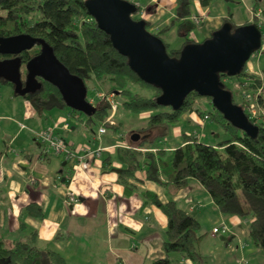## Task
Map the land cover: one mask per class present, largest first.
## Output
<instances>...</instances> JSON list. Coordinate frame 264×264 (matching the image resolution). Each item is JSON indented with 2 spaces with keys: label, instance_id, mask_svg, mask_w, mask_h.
I'll use <instances>...</instances> for the list:
<instances>
[{
  "label": "trees",
  "instance_id": "obj_1",
  "mask_svg": "<svg viewBox=\"0 0 264 264\" xmlns=\"http://www.w3.org/2000/svg\"><path fill=\"white\" fill-rule=\"evenodd\" d=\"M178 2L185 6V10L181 15L182 19L177 17L172 22L175 20L179 22L177 28L184 39L182 45L172 48L164 40L163 34L173 24L152 32L163 40L170 57H179L182 47L194 42L188 34L196 24L185 17L189 12L190 0H178ZM210 2L211 0H200L203 6H207ZM257 5L258 2L253 8ZM132 17L140 19L135 18L133 14ZM249 22L245 21L243 24ZM224 23H230L231 30L239 26L230 16L223 18L222 24ZM148 27L150 28V23L146 21V28ZM18 33H28L33 37L44 39L68 70L84 81L87 90L88 83L93 80L99 91L113 92L116 94V99L117 95L122 96L121 106L125 110L135 114L148 112L145 125L136 128L137 133L140 134L139 138L132 141L131 134L129 147H116V156L122 166L118 181L123 184L127 192L136 187L130 180H136L135 173L140 170L143 171V179L158 185L172 184L182 187L187 185L189 178H194L208 192L222 214L234 215L244 220V225H248L247 240L257 249L264 250L263 112L258 115L259 120L254 116L250 117L245 108L248 100H235L233 96V102L242 106L249 120L257 125L256 136L250 137L234 127L216 109L214 118L230 133L227 139L213 145L201 142L194 133H182L184 143L168 150L160 146V142L170 135L181 116L193 111L199 112L195 99L206 97L210 102V97L200 96L192 91L186 95L182 105L176 110L158 104L157 97L161 90L142 81L130 69L127 58L116 51L109 36L88 14L85 0H0V35L9 36ZM39 48L40 46L36 45L33 50L19 54L22 65L38 53ZM260 50L261 48L257 52ZM2 56L9 55L0 54V57ZM246 68L247 63L240 75L247 78H241L237 83L242 89L240 94L243 97L248 93L255 101V105L263 108L264 74L259 75ZM25 72L26 69L24 72L21 71L22 79L25 77ZM38 79L41 81L40 88L23 95L34 108L44 110L69 108L53 84ZM0 82L7 83L13 88V84L7 80L0 79ZM224 87L227 88L226 85ZM93 105L95 111L92 115L85 116L84 125L97 122L105 130L107 127L117 130L120 123L106 121L110 110L107 101L96 98ZM139 147L146 149L139 150L137 149ZM142 192L146 202L158 207L167 219L165 239L162 242L164 255L153 260L152 264H180L177 259L170 256L172 253L193 264L197 263L200 260L198 243L204 233H200L201 226L195 216L173 199L163 201L155 192L147 190ZM29 207L33 208L32 214L35 217H41V207L33 203ZM35 237V231H31L23 238L10 240L0 233V264H67L65 257L58 251L37 246ZM232 237L231 235L225 239Z\"/></svg>",
  "mask_w": 264,
  "mask_h": 264
},
{
  "label": "crops",
  "instance_id": "obj_2",
  "mask_svg": "<svg viewBox=\"0 0 264 264\" xmlns=\"http://www.w3.org/2000/svg\"><path fill=\"white\" fill-rule=\"evenodd\" d=\"M131 1L138 4L140 17L150 23L153 31L173 24L163 34L164 40H179V45H182L184 39L177 28L179 22L172 21L177 17L182 19L184 5L178 0ZM257 1L260 0L255 3ZM231 2L234 0H211L207 6H203L200 0H190L189 12L185 17L190 19L193 13H204L202 22L195 27L206 39L222 25L223 18L230 16L233 19L235 12ZM246 2L250 15L246 21L251 20L261 27L263 20L252 11L261 9L264 14V7L258 4L253 8L254 3ZM188 37L194 42L198 41L195 40L194 30ZM246 69L264 74L260 68L255 70L249 63ZM0 84V233L5 238H23L35 231V244L58 251L67 264V254L71 257L77 254V264H90L93 255L97 257L96 264H152L153 260L164 255L162 242L167 219L158 207L146 202L142 192L145 190L155 192L163 201L175 200L195 216L203 231L223 223L230 229V234L234 233L232 236H235V227L246 235L244 220L222 214L208 192L194 178H189L187 185L182 187L158 185L143 179V171L140 170L135 173L136 180H130L136 187L127 192L118 181L122 166L116 156V147H129V137L119 134L123 139L116 142L114 135H105L106 130L104 133L98 132L100 125L95 133L92 123L84 125L85 120L81 115L66 111V108H53L45 114L46 110L34 108L29 100L15 94L10 85L4 82ZM191 113L192 119L194 115ZM145 114L147 112L140 115L148 116ZM68 116L75 117L78 122L69 124ZM78 125L83 126L90 136L85 132L79 135L80 132L76 131ZM42 129H53L64 137L77 155L85 149L108 148L98 158L88 157L84 160L82 169H73L69 162L62 166L64 160L60 156L43 154V145L34 135L35 131ZM182 133L188 132L179 127L172 128L160 146L171 150L183 144ZM209 144L214 145L212 142ZM115 168L121 169L120 172H116ZM62 177H65L63 182L60 181ZM67 188H71L77 197L73 204L65 202ZM31 203L41 207V217L32 214ZM241 244V248L246 250L245 255L259 251L247 239ZM172 258L180 264H193L179 255Z\"/></svg>",
  "mask_w": 264,
  "mask_h": 264
},
{
  "label": "water",
  "instance_id": "obj_3",
  "mask_svg": "<svg viewBox=\"0 0 264 264\" xmlns=\"http://www.w3.org/2000/svg\"><path fill=\"white\" fill-rule=\"evenodd\" d=\"M85 7L116 51L127 58L130 69L142 81L161 90L158 104L176 110L186 95L195 91L210 97L213 107L234 127L250 137L256 136L257 125L249 120L242 106L233 102L232 92L222 80L240 75L250 56L261 47L262 31L255 22L234 30L230 23H224L202 42L184 45L179 57H170L163 40L146 28V21L132 17L138 9L134 2L85 0ZM35 45L40 46L39 51L25 63L22 79L19 54ZM0 54L14 55L0 59V79L11 82L16 94L23 96L39 89L41 78L58 89L68 107L85 115L94 113L84 81L68 70L44 39L28 33L0 35ZM138 138L137 133L131 135L132 141ZM65 164L64 160L62 166ZM64 180L62 177L60 181Z\"/></svg>",
  "mask_w": 264,
  "mask_h": 264
},
{
  "label": "rangeland",
  "instance_id": "obj_4",
  "mask_svg": "<svg viewBox=\"0 0 264 264\" xmlns=\"http://www.w3.org/2000/svg\"><path fill=\"white\" fill-rule=\"evenodd\" d=\"M252 5V3H254L255 5V0H248ZM258 4L263 8L264 7V0H260L257 1ZM246 0H234V2H231L230 5H232L234 7V9H232L235 12V15L233 16V22L237 25H242L246 20H248L250 17L248 11L246 10ZM138 6V4H136ZM256 14L259 15V18L261 20H263L264 22V14L261 12V9H257V11L255 10ZM133 16L135 18H141L140 14H139V6H138V10L135 14H133ZM191 20V19H190ZM192 21V20H191ZM193 22V21H192ZM250 22H252L250 20ZM194 23V22H193ZM195 24V23H194ZM197 25V24H196ZM261 31L264 32V24H262V26L260 27ZM148 30L151 32H154L153 29L150 27H148ZM194 33L196 34L195 40H198L197 42H201L204 37L201 36V34L199 33V28L194 27ZM166 41V40H165ZM169 42V47L172 48H176L179 47V40H173V41H166ZM36 46V45H35ZM34 47H32L29 50H33ZM258 54V55H257ZM247 63H249V65L253 66V68L262 70L264 72V48L262 50H260L259 52L255 51L249 58V60L247 61ZM25 69V64H23L21 66V71L24 72ZM241 79V75L238 76H227L222 78L224 85H226L227 88H229L230 90H232L233 92V96L235 98V100H243L246 99L248 100V105H253V109L254 110V117L256 119H260V116L262 112L264 114V105L262 106L263 108H260L259 106L255 105V101L252 100L251 96L246 93L244 94V96L242 97L241 93V86H237V80ZM95 82L92 80L88 83V90H87V96L88 97H94L95 95V91L94 88L96 90H98V88H96L95 86ZM1 85V84H0ZM122 96L117 95V101H118V108L116 109V111L113 113L109 110L108 115H112L113 118V122H117L120 123L118 129L116 131H113L111 128H106V136H111L114 135L115 141L116 142H121V140L123 138L119 137V134H124L127 137H130L131 134H135L137 133L139 127H142L145 125L146 120H147V116H141L140 114H135L132 113L130 111L125 110L122 106H121V101H122ZM92 103L95 102V99L92 98ZM195 104L196 106L199 108V112H192L191 114L194 115V118H190L191 116L189 115L190 113L184 114L183 116H181V118L179 119V121L176 123L175 127H179L180 129H182L183 131H187L188 133H194L195 135L198 136L199 140L201 142H212L214 144H217L218 142L227 139L230 136V133L228 131H226L222 125L220 124V122H218L215 118H214V114L216 112V109L213 107L212 102L208 101V99L206 97H201L200 99H195ZM72 109V108H71ZM70 107L66 108V111H71L75 114H79L82 116V118H85V114L81 113L77 110L72 109L71 110ZM252 109V110H253ZM46 111H44V113H48V111H50V109H45ZM248 111V110H247ZM145 113V112H143ZM207 114L209 116V119H205L203 118V115ZM148 115V112L147 114ZM143 117V118H142ZM188 119V120H186ZM197 121H196V120ZM75 121L78 122V120L73 117V116H68L67 117V122L69 124H73ZM46 126V124H45ZM92 129L94 130V132L96 133L97 128L99 126V124L97 122L92 123ZM76 131L80 132L79 135L81 133L85 132V128L83 126H76ZM135 130V131H134ZM132 131H134L132 133ZM115 132V133H114ZM85 135L90 136V133H88L87 131L84 133ZM138 135H140L139 133H137ZM105 136V137H106ZM104 138V136H103ZM125 138V137H124ZM129 141V139H128ZM40 142V141H39ZM143 151L146 149L145 147H142ZM58 163H60V161H58ZM66 194V192H65ZM223 224V223H222ZM222 224L219 225H215V226H221ZM210 226V225H209ZM214 227V226H213ZM212 227V228H213ZM212 228L208 227L206 229L208 230H200V233L202 231L203 236L201 237L199 243H198V251L200 253V260L197 263L194 264H264V250L263 249H258L259 251L249 255V253L247 255L244 254V252L246 253L245 249L241 248V241H243L244 239H248L247 238V233H245L246 235H244V233H241L240 228L235 227L233 228V230L235 231V236H233L232 238L226 240L224 238H228L231 237L232 234H234L233 232L230 234V229L228 230V232H219L217 234H214V236H212ZM245 230L248 229V225L245 224V226L243 227ZM211 229V231H210ZM245 238H244V237ZM240 238V240L238 239ZM248 241V240H247ZM257 249V248H256ZM176 256L177 254L172 253L170 254L171 257ZM68 256V262L69 264H77L75 261L76 259L79 260L78 255L74 254L73 257H71L69 254H67ZM91 259H93V261L90 264H96L98 263L97 257L95 255H93V257H91Z\"/></svg>",
  "mask_w": 264,
  "mask_h": 264
},
{
  "label": "built area",
  "instance_id": "obj_5",
  "mask_svg": "<svg viewBox=\"0 0 264 264\" xmlns=\"http://www.w3.org/2000/svg\"><path fill=\"white\" fill-rule=\"evenodd\" d=\"M253 14H255V11H252ZM204 13H193L190 16V19L195 24H200L204 18ZM262 39H264V32H262ZM261 48H264V40L262 42ZM239 87L240 84H237ZM95 95L94 97H89L87 99L90 103H92V98H103L107 101L110 107L111 112H115L117 109L118 101L116 99V94L111 93H104L102 91L96 90L94 88ZM93 104V103H92ZM253 106V105H252ZM251 105L245 106L246 110H248L250 117L254 116V110ZM253 109V110H252ZM203 118L208 119L209 116L207 114L203 115ZM106 121H109L111 123L113 122L112 115H108L106 117ZM65 128H67V124L64 125ZM99 133H104L105 128L103 126H100L98 129ZM35 138L40 141L43 144V153L44 154H53L56 156H60L63 160L66 162L71 163V166L73 169H82L84 166V160H86L88 157L98 158L101 155V152L108 147H99L96 149H85L84 152L80 155H77L74 153L73 149L71 148L69 142L62 137L61 135H58L53 131V129H42L39 131L34 132ZM155 148H152L154 150ZM77 201V197L74 193V191L71 188H67L66 194H65V202L68 204H73ZM228 226L225 224H222L221 226H214L212 228V235L217 234L219 232H226L228 231Z\"/></svg>",
  "mask_w": 264,
  "mask_h": 264
},
{
  "label": "flooded vegetation",
  "instance_id": "obj_6",
  "mask_svg": "<svg viewBox=\"0 0 264 264\" xmlns=\"http://www.w3.org/2000/svg\"><path fill=\"white\" fill-rule=\"evenodd\" d=\"M21 54V53H20ZM12 56H14V55H9V56H2V57H0V59H4V58H8V57H12ZM224 78V77H223Z\"/></svg>",
  "mask_w": 264,
  "mask_h": 264
},
{
  "label": "bare ground",
  "instance_id": "obj_7",
  "mask_svg": "<svg viewBox=\"0 0 264 264\" xmlns=\"http://www.w3.org/2000/svg\"><path fill=\"white\" fill-rule=\"evenodd\" d=\"M261 45H262V43H261ZM261 48V47H260ZM263 48H261V50H262ZM139 150H142V148H139Z\"/></svg>",
  "mask_w": 264,
  "mask_h": 264
}]
</instances>
